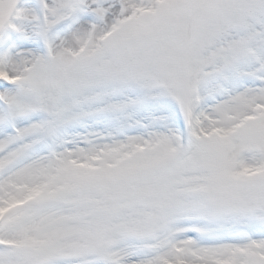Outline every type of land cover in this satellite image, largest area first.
Listing matches in <instances>:
<instances>
[{
	"label": "snow or ice",
	"instance_id": "obj_1",
	"mask_svg": "<svg viewBox=\"0 0 264 264\" xmlns=\"http://www.w3.org/2000/svg\"><path fill=\"white\" fill-rule=\"evenodd\" d=\"M0 264H264V0H0Z\"/></svg>",
	"mask_w": 264,
	"mask_h": 264
}]
</instances>
